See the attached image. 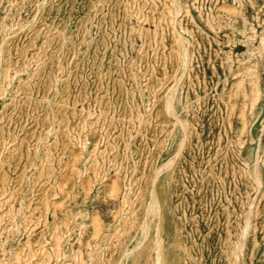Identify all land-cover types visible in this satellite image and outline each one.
Instances as JSON below:
<instances>
[{"label":"rangeland","instance_id":"1","mask_svg":"<svg viewBox=\"0 0 264 264\" xmlns=\"http://www.w3.org/2000/svg\"><path fill=\"white\" fill-rule=\"evenodd\" d=\"M180 1L187 132L163 111L172 0H0V250L45 237L23 264H116L179 150L156 180L165 263L264 264V0Z\"/></svg>","mask_w":264,"mask_h":264},{"label":"bare ground","instance_id":"2","mask_svg":"<svg viewBox=\"0 0 264 264\" xmlns=\"http://www.w3.org/2000/svg\"><path fill=\"white\" fill-rule=\"evenodd\" d=\"M182 9L183 7L180 0H172L171 7L162 15L163 20L166 23H168L170 29L174 33L175 41L178 43V47H179V58H180V62H179L180 76L176 80L175 84L167 90L164 96L163 111L165 112L167 117L173 119L176 122V125H178L180 129L187 132L188 121L179 114L176 105L177 92H178L177 89L181 83V80H183V78L185 77L189 65L188 43L190 42V40L180 31V29L177 26L178 18L182 12ZM182 146H183V142L180 144V148ZM178 152L179 150L176 153L170 155L157 167L156 170L154 168L155 172L152 179V185L148 192L146 202H144L140 206V213H141V217L139 216L140 222L137 225H134V223L132 224L134 226V230L132 231L131 234L132 238L125 247V249L122 251V254L116 261V264H129L130 260L133 259L134 257L135 251L138 250L141 246L149 243L152 245V249H151L152 253H150L152 257L151 264H166L164 259V245H163L164 241L160 231H158V225L161 218V206H160L156 180L162 171L169 170L172 167ZM67 181L68 179H65L63 183L66 184ZM109 189L110 192L112 193L113 191L112 188ZM132 209L133 208H130L128 212L132 213L133 212ZM128 212L116 213L115 217L117 223L113 227L116 230L114 231V235H120V230H119V228L121 227L120 224L124 223L122 221L126 216H128ZM92 221L97 226L98 231L104 228V226H102V220L99 213L96 212L92 216ZM153 230H156L155 235H153ZM46 243L48 242L45 237L42 238L40 237L38 240H35L34 238L31 239L29 236L28 240L25 242L19 241V243L16 244L14 243L9 248L1 249L0 264H23L24 257L32 258L34 256H38L43 261L42 258H44V256L46 257L48 253V250L46 249ZM35 245L37 246L36 248L34 247Z\"/></svg>","mask_w":264,"mask_h":264}]
</instances>
